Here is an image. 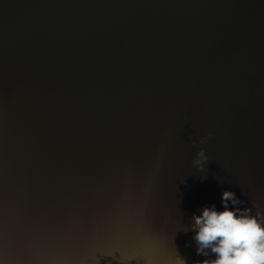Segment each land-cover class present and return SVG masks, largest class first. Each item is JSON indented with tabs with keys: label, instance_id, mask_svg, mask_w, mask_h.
<instances>
[{
	"label": "water",
	"instance_id": "95a60500",
	"mask_svg": "<svg viewBox=\"0 0 264 264\" xmlns=\"http://www.w3.org/2000/svg\"><path fill=\"white\" fill-rule=\"evenodd\" d=\"M226 189L264 209V0H0L3 264H197Z\"/></svg>",
	"mask_w": 264,
	"mask_h": 264
},
{
	"label": "clouds",
	"instance_id": "9594fccd",
	"mask_svg": "<svg viewBox=\"0 0 264 264\" xmlns=\"http://www.w3.org/2000/svg\"><path fill=\"white\" fill-rule=\"evenodd\" d=\"M207 141L204 136L199 143ZM209 159L206 150L200 148L193 165L203 172ZM221 207L204 206L191 216L185 232L194 233L196 253L205 257L197 264H264V209L241 200L231 189L223 191ZM121 264L125 262L121 260ZM175 264L187 261L178 255Z\"/></svg>",
	"mask_w": 264,
	"mask_h": 264
}]
</instances>
